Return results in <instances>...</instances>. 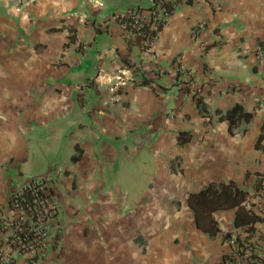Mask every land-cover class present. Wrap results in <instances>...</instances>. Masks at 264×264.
<instances>
[{
    "label": "crops",
    "instance_id": "1",
    "mask_svg": "<svg viewBox=\"0 0 264 264\" xmlns=\"http://www.w3.org/2000/svg\"><path fill=\"white\" fill-rule=\"evenodd\" d=\"M150 5L0 0V210L42 140L49 164L39 176L50 179L61 230L41 264H221L236 209L212 213L219 230L212 237L196 227L188 195L232 182L255 211L263 202L264 0L177 5L153 59L114 18ZM200 22L206 30L194 33ZM86 56L95 60L93 77L83 74ZM132 64L152 87L136 86L132 72L110 93L112 77ZM156 67L162 74L154 77ZM236 104L252 117L230 133L220 113ZM179 132L189 135L184 145ZM143 151L155 158V174L131 205L136 174L122 172ZM254 226L251 241L264 258V223Z\"/></svg>",
    "mask_w": 264,
    "mask_h": 264
},
{
    "label": "built area",
    "instance_id": "2",
    "mask_svg": "<svg viewBox=\"0 0 264 264\" xmlns=\"http://www.w3.org/2000/svg\"><path fill=\"white\" fill-rule=\"evenodd\" d=\"M175 1L150 0L151 6L156 5L151 10L128 9L114 15V18L121 23L127 37L141 40V53L153 59L157 57L155 42L169 17L165 10L167 7L174 8ZM205 30V23L200 22L193 31L203 33ZM178 70L186 72L183 64L179 65ZM132 72L131 69L117 71L112 77L109 92L116 93L133 75ZM152 73L156 77L162 71L156 67ZM184 99L189 101L191 98L186 94ZM262 208L258 206L264 212ZM60 215L61 207L54 199L48 176L33 177L19 184L10 192L7 210H0V264H41L47 257L52 240L61 230ZM238 233L233 231L227 241L229 252L222 264H241L243 260L252 264L262 261L264 258L259 252V243H253L254 248L245 250L243 242V246L233 249ZM240 239H243L242 235ZM243 251L245 253L241 255L239 252Z\"/></svg>",
    "mask_w": 264,
    "mask_h": 264
},
{
    "label": "trees",
    "instance_id": "3",
    "mask_svg": "<svg viewBox=\"0 0 264 264\" xmlns=\"http://www.w3.org/2000/svg\"><path fill=\"white\" fill-rule=\"evenodd\" d=\"M157 2V0H155ZM192 0H176L174 8L167 7L165 12L171 15L174 11L175 7L179 4H190ZM156 5H150L148 8H135L130 10H151ZM133 68L134 77L133 80L138 76L139 78L135 81L136 86H151L152 80L143 75L140 71V67L137 64L130 65ZM185 92H190L187 87L184 88ZM196 98V103L199 104L201 102V98L198 93H194L192 95ZM252 115L247 113L244 108L236 104L230 110L225 112L224 114L220 113V119H224L229 122L228 131H231L234 128H237L241 122L246 124L251 119ZM245 131V127L242 128ZM189 135L186 132H179L177 135V142L180 145H184L189 141ZM77 150V147H76ZM80 158V152L72 156V161H77ZM263 191H264V187ZM262 204L264 209V193L261 195ZM187 203L189 208L192 210L196 227L203 232L210 234L214 237L218 232L216 221L214 220L212 213L216 210L222 209H236L235 217L233 221L234 231H239V233L235 237V245H233V249L235 246H243L244 249H252L254 248V244L251 241L256 223H264V212L259 210H254V203L249 202L247 198V192L236 187L232 182L228 183H216L210 182L206 184L201 190L195 193H190L187 198ZM248 204V206H247ZM243 229V230H242ZM233 232L227 233L224 236V240H230ZM243 236V239H240V236ZM241 255L245 253L239 252ZM225 258V257H224ZM223 258V259H224ZM252 258V257H251ZM222 264V263H221Z\"/></svg>",
    "mask_w": 264,
    "mask_h": 264
},
{
    "label": "rangeland",
    "instance_id": "4",
    "mask_svg": "<svg viewBox=\"0 0 264 264\" xmlns=\"http://www.w3.org/2000/svg\"><path fill=\"white\" fill-rule=\"evenodd\" d=\"M81 67L84 71L83 74H85L86 76L93 77L95 75L96 63L94 59H90L86 56L84 60H82ZM35 130L37 131L38 129L35 128ZM58 140H60V142L62 140L61 144H64L65 142L64 137H61ZM37 145L38 149L40 148V151L37 150ZM59 147L60 146H56L55 152H57ZM34 149V155L33 157H31L29 164L23 167V181H26L33 177H40L39 175L47 172L49 160L45 156V154L43 155L42 153H46V150L48 148H46V146L44 147L42 144V140H40L38 141V144H36ZM139 157L140 158L136 159L135 163H129L122 172L129 173L130 171H132L136 174V178L133 180L130 188L131 198H129V203L131 205H134L135 201L142 197L144 193L148 190V185L151 183L152 176H154L155 174V158L151 155H148L146 151H143ZM260 206H263V204H260Z\"/></svg>",
    "mask_w": 264,
    "mask_h": 264
}]
</instances>
